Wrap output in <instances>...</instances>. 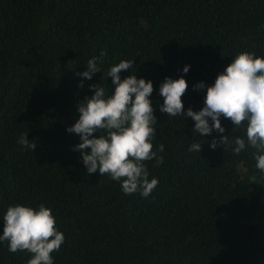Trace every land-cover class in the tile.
Segmentation results:
<instances>
[{
	"label": "trees",
	"instance_id": "16d2710c",
	"mask_svg": "<svg viewBox=\"0 0 264 264\" xmlns=\"http://www.w3.org/2000/svg\"><path fill=\"white\" fill-rule=\"evenodd\" d=\"M101 49V73L80 77ZM238 51L264 56V0H0V210L50 207L65 237L54 264H264L255 150L208 146L242 129L222 118L224 133L197 137L191 118L157 107L163 78L183 76V106L198 110L204 93L193 85L210 84ZM121 59H133L121 78L152 81L153 148L164 145L161 165L145 162L158 179L146 198L86 173L72 150L78 134L65 131L89 84L111 91L105 71ZM21 133L32 150L17 143ZM191 142L201 143L199 153ZM29 255L0 244V264H26Z\"/></svg>",
	"mask_w": 264,
	"mask_h": 264
},
{
	"label": "clouds",
	"instance_id": "9594fccd",
	"mask_svg": "<svg viewBox=\"0 0 264 264\" xmlns=\"http://www.w3.org/2000/svg\"><path fill=\"white\" fill-rule=\"evenodd\" d=\"M105 55L101 49L90 57L78 75L90 80L94 73H101ZM230 58L210 84L199 81L193 85L204 93L198 110L183 106L181 97L187 87L183 76L163 78L157 87L162 98L157 107L167 116L191 118V129L197 137L211 135L213 131L224 133L221 119H229L232 129H242L243 135L231 139L229 135H220L219 140L212 137L209 148L222 144L223 149L228 146L239 154L250 146L255 150L254 167L264 175V56L238 51ZM132 65L133 59H121L107 67L104 78L111 77V91L105 84H89L91 95L76 104L79 115L65 131L78 134L79 142L72 150L79 154L86 173L107 175L118 182L123 194L138 193L146 198L158 179L150 176L145 162L151 161L154 168L161 165L164 145L153 148L157 120L150 99L152 81L138 78L135 72L123 78L119 75ZM189 67L185 64L179 71L187 73ZM26 133L18 136L17 143L32 150L36 143H30ZM200 147L201 143L191 142L188 150L199 153ZM64 239L51 208L43 202L35 206L14 203L0 210V244L6 242L12 253L27 251L30 255L26 264H54L51 253L60 250Z\"/></svg>",
	"mask_w": 264,
	"mask_h": 264
}]
</instances>
